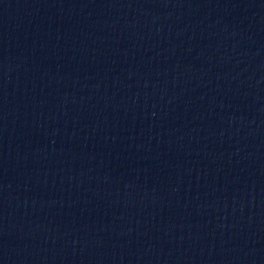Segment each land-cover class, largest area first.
<instances>
[{"label": "water", "instance_id": "95a60500", "mask_svg": "<svg viewBox=\"0 0 264 264\" xmlns=\"http://www.w3.org/2000/svg\"><path fill=\"white\" fill-rule=\"evenodd\" d=\"M0 264H264V0H0Z\"/></svg>", "mask_w": 264, "mask_h": 264}]
</instances>
